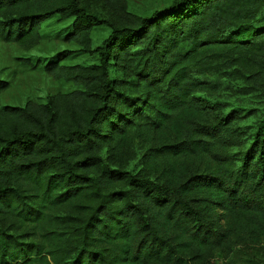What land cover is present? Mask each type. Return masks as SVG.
Segmentation results:
<instances>
[{"label": "trees", "instance_id": "1", "mask_svg": "<svg viewBox=\"0 0 264 264\" xmlns=\"http://www.w3.org/2000/svg\"><path fill=\"white\" fill-rule=\"evenodd\" d=\"M49 20L95 62L59 52L38 65L71 90L0 106V264H237L263 245L264 111L248 132L217 96L264 101V0H0V41L35 46Z\"/></svg>", "mask_w": 264, "mask_h": 264}, {"label": "rangeland", "instance_id": "2", "mask_svg": "<svg viewBox=\"0 0 264 264\" xmlns=\"http://www.w3.org/2000/svg\"><path fill=\"white\" fill-rule=\"evenodd\" d=\"M173 0H127L129 10L135 14L147 16L157 9L164 8ZM96 3V2H94ZM68 22L49 20L41 26L39 44L25 48L13 43L0 41V80L7 81V90L0 93V106L22 105L27 100L44 101L48 96L71 90L69 84L55 81L44 72L39 63H45L59 52H69L67 64H89L95 62L93 57L80 52L79 45L67 38ZM108 34L107 29L93 33V44L97 46ZM28 59L33 64L24 62ZM241 84L235 82L237 90H222L217 100L229 111L235 107L243 109L245 118L241 122L248 132H252L264 111V101L259 97H248L239 92ZM237 264H264V244L256 247L245 246L230 256ZM223 259L215 257L212 264H223Z\"/></svg>", "mask_w": 264, "mask_h": 264}]
</instances>
